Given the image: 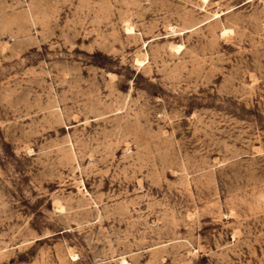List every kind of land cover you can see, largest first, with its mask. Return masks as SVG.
I'll list each match as a JSON object with an SVG mask.
<instances>
[{
	"label": "rangeland",
	"instance_id": "obj_1",
	"mask_svg": "<svg viewBox=\"0 0 264 264\" xmlns=\"http://www.w3.org/2000/svg\"><path fill=\"white\" fill-rule=\"evenodd\" d=\"M123 261L264 264V0H0V264Z\"/></svg>",
	"mask_w": 264,
	"mask_h": 264
},
{
	"label": "bare ground",
	"instance_id": "obj_2",
	"mask_svg": "<svg viewBox=\"0 0 264 264\" xmlns=\"http://www.w3.org/2000/svg\"><path fill=\"white\" fill-rule=\"evenodd\" d=\"M127 30H128V31H132V28H131V27H127ZM176 49H178V48H176ZM137 61L140 62V60H137ZM123 263H124V264H127L125 261H123Z\"/></svg>",
	"mask_w": 264,
	"mask_h": 264
}]
</instances>
